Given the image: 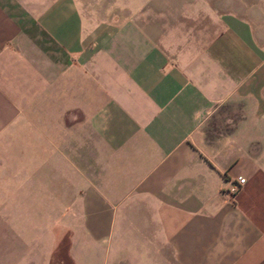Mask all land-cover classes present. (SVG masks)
Listing matches in <instances>:
<instances>
[{
  "label": "crops",
  "instance_id": "1",
  "mask_svg": "<svg viewBox=\"0 0 264 264\" xmlns=\"http://www.w3.org/2000/svg\"><path fill=\"white\" fill-rule=\"evenodd\" d=\"M125 2L0 7V264H264V0Z\"/></svg>",
  "mask_w": 264,
  "mask_h": 264
},
{
  "label": "rangeland",
  "instance_id": "2",
  "mask_svg": "<svg viewBox=\"0 0 264 264\" xmlns=\"http://www.w3.org/2000/svg\"><path fill=\"white\" fill-rule=\"evenodd\" d=\"M52 0H0V7L2 5V7L6 6V13L8 16H12V17H20V18H28V16L32 15L30 12H28L24 7H22L21 4H24L23 6H35L38 7L41 10L42 7H45V5L47 3H49ZM55 1H59V0H55ZM62 1V0H61ZM81 4V6L83 5H87L90 6L91 10L94 11L96 13V11L98 12V17H102L101 15V9L104 8V6L109 5H122L123 3H126L125 0H78ZM10 13V14H9ZM108 14V13H107ZM2 16V15H0ZM5 154L0 153V160L1 159H5ZM3 182H10V178L9 177H0V185L2 187L3 193L6 196H14L15 192L14 190H10L7 189L6 187L2 186ZM14 183V180L12 182V184ZM14 187V186H13ZM9 188V187H8ZM1 196H3V194L0 195V200H1Z\"/></svg>",
  "mask_w": 264,
  "mask_h": 264
},
{
  "label": "built area",
  "instance_id": "3",
  "mask_svg": "<svg viewBox=\"0 0 264 264\" xmlns=\"http://www.w3.org/2000/svg\"><path fill=\"white\" fill-rule=\"evenodd\" d=\"M245 182H246V179L240 176L238 178V182H237L236 186L231 188V189H228V192L235 195L239 191L240 185L245 183Z\"/></svg>",
  "mask_w": 264,
  "mask_h": 264
}]
</instances>
